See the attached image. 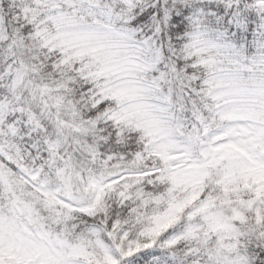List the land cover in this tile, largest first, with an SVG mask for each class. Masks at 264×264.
<instances>
[{
	"label": "snow or ice",
	"instance_id": "snow-or-ice-1",
	"mask_svg": "<svg viewBox=\"0 0 264 264\" xmlns=\"http://www.w3.org/2000/svg\"><path fill=\"white\" fill-rule=\"evenodd\" d=\"M0 264H264V0H0Z\"/></svg>",
	"mask_w": 264,
	"mask_h": 264
}]
</instances>
